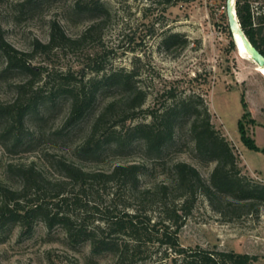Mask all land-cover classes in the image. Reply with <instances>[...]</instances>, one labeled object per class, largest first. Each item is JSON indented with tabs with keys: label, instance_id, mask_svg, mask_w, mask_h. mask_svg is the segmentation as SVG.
<instances>
[{
	"label": "rangeland",
	"instance_id": "1",
	"mask_svg": "<svg viewBox=\"0 0 264 264\" xmlns=\"http://www.w3.org/2000/svg\"><path fill=\"white\" fill-rule=\"evenodd\" d=\"M221 2L0 0V35L15 49L27 52L31 66L43 70L34 77L15 70L5 72V57L0 51V107L15 104L19 84L29 78L33 85L24 98L19 97L20 104H27L30 97L41 101L38 110L25 115L21 128L24 137L20 143L14 145L12 136L6 135V127L11 125L9 118H0V186L20 190L23 180L16 168L31 166L42 179L43 190L38 197L48 200L58 190L71 202L60 208L72 218L81 212L80 206L87 204L90 214L84 223L91 229L102 224L98 218L107 209L118 214L123 208L128 211L138 208L141 219L148 216L151 222L161 217L158 205L151 201L153 197L150 199L142 191L170 179L171 164L176 161L193 165L207 179L214 163L203 164L198 159L187 125L177 130L174 141L166 146L160 159H145L140 139L119 145L112 140L97 154L81 150L96 114L109 101L118 98L121 90L111 88L98 93L90 110L70 126L66 119L71 99L58 92L59 84L87 86L103 72L118 68L136 71L135 85L147 91L144 108L160 106L165 101L164 91L170 88L177 96L192 93L202 96L211 122L234 146L241 172L264 182V153L245 145L238 128L244 111L242 97L246 105L242 118L244 128L259 149L264 147L263 67L235 43ZM250 2L251 13L257 21L264 0ZM96 3L100 8L92 7ZM53 22H57L66 40L48 49L36 47V41L48 42ZM165 29L182 33L186 44L163 48L159 40L160 32ZM98 66L103 68L99 73ZM64 75L68 76L66 80ZM119 116L107 117L96 138L111 128L121 137L128 126L143 119L142 111L124 121ZM60 161L88 172H106L115 164L133 162H144L147 169L140 175L137 190L121 187L111 200L113 184L96 182L81 188L63 176ZM36 196L27 193L20 201L25 205ZM4 200L0 189V207ZM92 206H98L101 212ZM217 206L218 202L211 203L203 195H197L190 213L181 220L177 232L179 244L255 254L259 256L258 264H264V206L260 207L258 217L243 212L240 217L231 218L222 216ZM78 223L76 220L73 224ZM115 257L111 251L93 254L89 240L75 242L63 226L48 227L40 217L31 223L20 221L0 230V264H113ZM160 258L156 243L148 242L132 259L134 264H156Z\"/></svg>",
	"mask_w": 264,
	"mask_h": 264
},
{
	"label": "trees",
	"instance_id": "2",
	"mask_svg": "<svg viewBox=\"0 0 264 264\" xmlns=\"http://www.w3.org/2000/svg\"><path fill=\"white\" fill-rule=\"evenodd\" d=\"M159 1L164 4L172 3V0ZM250 1L235 0L236 15L248 40L264 55V7L257 16V21H254ZM221 5L224 9L223 15L226 17L225 0H222ZM92 7L98 9L100 4L96 3ZM65 40L66 36L59 29L57 22H53L48 42L41 44L36 41V47L48 49L55 43ZM186 42L185 36L180 32L169 29L160 32L159 44L165 49L176 43L183 47ZM0 51L5 57V72L15 70L34 77L43 71L31 66L27 59L29 54L12 47L2 35H0ZM102 69L101 66L96 68L98 73ZM135 72L134 68L111 69L93 78L87 86L85 84L71 86L69 82L59 84L58 92L70 96L71 99L69 116L66 119V123L70 126L77 123L90 110L98 93L111 88L121 90L118 98L109 101L96 114L81 150L88 154H97L101 153L105 145L112 143V140L117 141L119 145L140 139L145 150V159H160L166 146L174 141L177 130L187 125L193 150L198 159L203 164L214 163L208 178H203L193 165L185 161H176L171 164L170 179L142 191L144 194H149L150 199L151 196L153 197L151 201H155L158 205L161 217L151 222L148 216H145V220L141 219L142 214L138 208L132 211L123 208L118 214L107 209L103 211L105 215L98 218L102 224H96L88 229L84 223L90 214L87 204L80 206L81 212L76 218H72L67 211L60 208L61 205L71 203L66 196L57 190L47 197L48 200H45L44 196L38 197L39 191L43 190L40 174L31 166L25 168L19 166L16 171L23 180L22 188L12 191L0 186L5 197L0 207V230L20 221L31 223L40 217L48 227H53L55 224L63 226L68 237L75 242L89 240L93 254L103 251L115 253L113 264H134L132 258L144 249L148 242L156 243L157 249L161 251L158 262L161 264H258L259 256L255 254L179 244L177 232L181 220L190 213L197 195H203L211 203L218 202V212L224 217H240L243 212L258 217L260 207L264 206V182L253 180L241 172L234 146L211 122V114L202 96L194 93L177 96L170 88L164 91L165 101L168 103L164 101L160 106L144 108L147 91L135 85ZM64 76L66 80L68 76ZM32 85L31 78L19 84L16 103L0 107V118L7 117L10 120L11 125L6 127L5 132L6 135L12 136L14 145L20 143L24 137L21 128L25 115L29 111L38 110L41 106V101L37 97L34 99L30 97L24 105L19 102V97L24 98ZM240 100L244 110L238 120L241 140L249 148L264 153V147L259 149L244 128L242 118L246 114V105L242 97ZM141 111L142 121L128 126L121 136L123 138L117 136L116 130L112 128L102 131V137L96 138L107 117L121 115L119 117L124 121L136 117ZM146 117L149 119L147 120ZM58 165L63 176L75 181L81 188L96 182H101L103 185L113 184L115 190L111 192V200L115 199L117 190L121 187L130 191L137 190L140 175L147 169L144 162L115 164L106 172L84 171L65 161H60ZM51 189L55 190V188ZM27 193L37 196L24 205L20 199ZM92 207L96 212H101L98 206ZM76 220L80 223L74 225ZM165 258L167 259L162 261Z\"/></svg>",
	"mask_w": 264,
	"mask_h": 264
},
{
	"label": "water",
	"instance_id": "3",
	"mask_svg": "<svg viewBox=\"0 0 264 264\" xmlns=\"http://www.w3.org/2000/svg\"><path fill=\"white\" fill-rule=\"evenodd\" d=\"M225 13L229 30L232 34L233 39L234 34L237 33L246 50L249 52L252 60L258 65L264 66V55L248 40L241 28L238 17L236 15L235 0H225Z\"/></svg>",
	"mask_w": 264,
	"mask_h": 264
},
{
	"label": "bare ground",
	"instance_id": "4",
	"mask_svg": "<svg viewBox=\"0 0 264 264\" xmlns=\"http://www.w3.org/2000/svg\"><path fill=\"white\" fill-rule=\"evenodd\" d=\"M234 39H235L237 45H238L240 48H242V49H243V50H244V51L250 56L249 52L246 50L244 44L242 43V41H241V39H240V37H239V35H238L237 33L234 34ZM261 67H263L262 70H263V72H264V66H261Z\"/></svg>",
	"mask_w": 264,
	"mask_h": 264
}]
</instances>
